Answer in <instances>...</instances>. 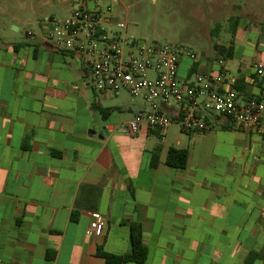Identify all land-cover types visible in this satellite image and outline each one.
<instances>
[{
    "label": "crops",
    "instance_id": "crops-1",
    "mask_svg": "<svg viewBox=\"0 0 264 264\" xmlns=\"http://www.w3.org/2000/svg\"><path fill=\"white\" fill-rule=\"evenodd\" d=\"M81 1L120 22L96 1L56 11L68 16ZM13 5L23 36L0 42V264H104L97 248L129 253L132 223L144 264H245L251 252L264 264V115L250 132L220 119L207 133L172 125L162 139L143 126L128 137L143 100L96 93L83 58L44 46L40 22L66 17L45 15L51 0ZM231 42L225 67L238 99H255L250 64L264 37L237 30ZM216 57L180 58L178 78L210 73ZM171 148L187 151L183 170L165 165ZM94 214L105 219L100 238L85 235Z\"/></svg>",
    "mask_w": 264,
    "mask_h": 264
},
{
    "label": "built area",
    "instance_id": "built-area-1",
    "mask_svg": "<svg viewBox=\"0 0 264 264\" xmlns=\"http://www.w3.org/2000/svg\"><path fill=\"white\" fill-rule=\"evenodd\" d=\"M40 25L44 46L84 59L87 85L96 93L110 96L125 90L143 100L146 108L137 111L125 127L128 137L135 136L143 126L158 132L162 139L172 125L185 133H207L220 119L230 120L244 132L260 129L259 120L264 115V53L250 64L260 85L259 95L240 102L234 89L236 80L222 58L216 57L210 73L180 80V58L196 62L193 53L173 44L129 40L126 19L113 25L103 12L87 8L84 1L65 18L43 19ZM164 108L172 109V113ZM105 225V219L94 214L85 235L100 238Z\"/></svg>",
    "mask_w": 264,
    "mask_h": 264
},
{
    "label": "rangeland",
    "instance_id": "rangeland-1",
    "mask_svg": "<svg viewBox=\"0 0 264 264\" xmlns=\"http://www.w3.org/2000/svg\"><path fill=\"white\" fill-rule=\"evenodd\" d=\"M15 0H0V42L17 40L23 27L11 19L18 15ZM79 0H51L45 15L63 18L56 8ZM107 5L127 23V39L173 44L196 58L214 57L217 47L230 44L237 30L264 37V0H87ZM123 14V17H122ZM19 28V31L13 29ZM112 31L115 32V29ZM260 40V39H259Z\"/></svg>",
    "mask_w": 264,
    "mask_h": 264
},
{
    "label": "trees",
    "instance_id": "trees-1",
    "mask_svg": "<svg viewBox=\"0 0 264 264\" xmlns=\"http://www.w3.org/2000/svg\"><path fill=\"white\" fill-rule=\"evenodd\" d=\"M217 57L223 60L232 58L233 54V42L230 43L228 48L217 47ZM238 90L237 86H234ZM187 162V151L181 149L171 148L168 150L165 165L171 168L183 170ZM129 241L130 251L124 255H115L107 253L103 248H97L96 255L103 259L104 264H144L148 257L146 247L142 242V229L139 224L132 223L129 226ZM257 258L256 253H249L246 258L245 264H251Z\"/></svg>",
    "mask_w": 264,
    "mask_h": 264
},
{
    "label": "water",
    "instance_id": "water-1",
    "mask_svg": "<svg viewBox=\"0 0 264 264\" xmlns=\"http://www.w3.org/2000/svg\"><path fill=\"white\" fill-rule=\"evenodd\" d=\"M13 29H14L15 31H17V28L13 27Z\"/></svg>",
    "mask_w": 264,
    "mask_h": 264
}]
</instances>
